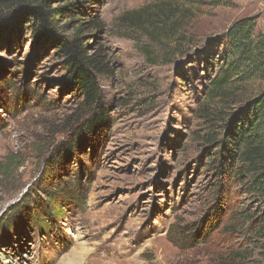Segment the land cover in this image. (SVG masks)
Segmentation results:
<instances>
[{
	"label": "rangeland",
	"instance_id": "obj_1",
	"mask_svg": "<svg viewBox=\"0 0 264 264\" xmlns=\"http://www.w3.org/2000/svg\"><path fill=\"white\" fill-rule=\"evenodd\" d=\"M66 3L57 35L81 29L109 120L62 158L89 114L65 84L66 50L18 7ZM244 18L264 35V0H0V29L15 33L0 41V264H218L232 252L264 264V203L249 176L220 175L243 166L225 140L264 81L209 97L229 63L225 34ZM61 188L67 198L47 213L44 191ZM194 223L195 248L170 242L172 225Z\"/></svg>",
	"mask_w": 264,
	"mask_h": 264
},
{
	"label": "trees",
	"instance_id": "obj_2",
	"mask_svg": "<svg viewBox=\"0 0 264 264\" xmlns=\"http://www.w3.org/2000/svg\"><path fill=\"white\" fill-rule=\"evenodd\" d=\"M63 5L57 6L55 9L45 4L21 5L18 8L23 9L19 16L26 13V17L37 22V31L40 32L39 38L42 34L52 36L50 41L56 42L62 49L66 50L70 58L66 61L69 77L64 80L65 84L71 85L82 94L84 101L80 107V112L84 115L89 114L82 125L84 131L81 128L76 131L77 139L75 143L77 144H63L58 148L57 152L60 157L67 158L85 145V140H82L85 129L95 139L99 136V130L106 127L109 120V112L104 104L101 84L98 80V76L102 74L101 64L95 57L87 56L84 49L80 47L78 36L81 29L76 28L73 40L57 35L59 18L63 16L64 10L72 7L71 3ZM70 14H72L71 11ZM21 18L23 19V17ZM16 23L19 25L20 21L17 20ZM9 30L10 28L7 27L1 28L0 35ZM255 30V19L244 18L233 23L225 34L230 59L223 77L214 82V86L209 92V97L212 100L218 98L222 100L229 99L231 93H233L231 89L233 84L252 79L264 81V35H257ZM14 34L3 35L0 37V41L8 42L12 40ZM246 114V120L239 119L234 123L232 133L225 140V150L229 147L232 149L235 147L236 154L234 157H236V162L240 159L243 166L237 167V165L230 163L229 165L223 164L221 165L220 175L221 178L229 176L232 181H239L245 175L249 176L251 193H254L264 203V91L250 105ZM223 188L224 186L221 185L220 195L223 193ZM70 191L72 192L71 196L80 194L77 189H71ZM44 194L49 205L46 208L47 213L54 211L56 205L68 196L64 188H61V191L57 194L50 193L48 190L44 191ZM34 212L36 219H43L36 208ZM219 212L217 211L216 215H219ZM197 225V223L182 227H178L176 224L172 225L169 232L170 242L179 248H195L197 244L195 239H203V234L200 233ZM228 259L226 261L219 260L218 264H246L245 262H237L241 259L246 260L244 253L232 252Z\"/></svg>",
	"mask_w": 264,
	"mask_h": 264
},
{
	"label": "bare ground",
	"instance_id": "obj_3",
	"mask_svg": "<svg viewBox=\"0 0 264 264\" xmlns=\"http://www.w3.org/2000/svg\"><path fill=\"white\" fill-rule=\"evenodd\" d=\"M73 264V263H72Z\"/></svg>",
	"mask_w": 264,
	"mask_h": 264
},
{
	"label": "water",
	"instance_id": "obj_4",
	"mask_svg": "<svg viewBox=\"0 0 264 264\" xmlns=\"http://www.w3.org/2000/svg\"><path fill=\"white\" fill-rule=\"evenodd\" d=\"M1 30V29H0Z\"/></svg>",
	"mask_w": 264,
	"mask_h": 264
}]
</instances>
